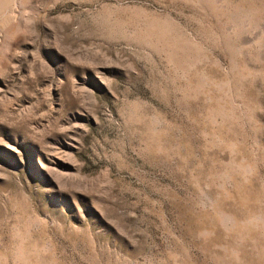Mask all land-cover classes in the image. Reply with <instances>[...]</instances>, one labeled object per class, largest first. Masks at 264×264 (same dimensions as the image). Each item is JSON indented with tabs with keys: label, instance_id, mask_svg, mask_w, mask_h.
Here are the masks:
<instances>
[{
	"label": "rangeland",
	"instance_id": "rangeland-1",
	"mask_svg": "<svg viewBox=\"0 0 264 264\" xmlns=\"http://www.w3.org/2000/svg\"><path fill=\"white\" fill-rule=\"evenodd\" d=\"M0 264H264V0H0Z\"/></svg>",
	"mask_w": 264,
	"mask_h": 264
}]
</instances>
